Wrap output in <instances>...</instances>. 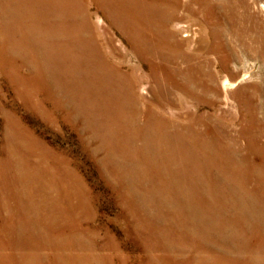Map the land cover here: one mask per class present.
<instances>
[{"label": "rangeland", "instance_id": "374dc122", "mask_svg": "<svg viewBox=\"0 0 264 264\" xmlns=\"http://www.w3.org/2000/svg\"><path fill=\"white\" fill-rule=\"evenodd\" d=\"M58 1L77 10L62 14L42 0H0V45L9 35L31 60L38 49L68 50L42 56L50 67L39 77L18 66L15 78L23 86L0 68V264H20L29 255L31 264H264V181L254 184L243 162L249 97L260 107L259 119L264 116V0H208L209 8L179 0L180 9L169 8L179 18L177 48L158 40L161 27L153 31L134 17L122 31L105 18L97 35H88L79 16H102L104 8L95 0ZM141 1L128 0V7ZM114 8L115 15L127 10ZM133 32L138 55L128 39ZM76 39V51L91 54L96 45L93 51L116 72L93 79L94 87L84 71L82 81L70 76ZM58 71L67 73L63 90L52 84ZM130 76L144 89L137 90L143 101L131 104L126 96ZM85 83L93 89L82 88ZM216 84L217 94L210 91ZM105 93L112 100L99 101ZM87 95L95 101H85ZM161 98L168 106L159 128L150 111H158ZM161 230L171 232L174 247H156Z\"/></svg>", "mask_w": 264, "mask_h": 264}, {"label": "bare ground", "instance_id": "6f19581e", "mask_svg": "<svg viewBox=\"0 0 264 264\" xmlns=\"http://www.w3.org/2000/svg\"><path fill=\"white\" fill-rule=\"evenodd\" d=\"M41 1V0H40ZM80 1V0H79ZM91 1V0H90ZM145 0H142L141 2H138L137 5H133V6H130L128 7V0H95L94 1V4L95 5H98V7H103L104 8V11H105V15H102V16H99L98 14H90L89 12H83L81 13V15L79 16L82 21L84 22V25H83V28H85L86 32L88 33V35H91L92 32H94L96 30V25H99V24H103V21H105V18L106 19H110L114 22H116L115 25H120V31H122L123 27H125L127 24H129L130 20L132 17L133 18V22L136 23V22H140V21H145L146 22V25L145 27L146 28H150L151 30H155V28H160V30H157L155 32H158V40H160L162 42V44L164 43H167V45H170L171 47H179L182 45L181 42L178 41L177 39V35L180 33L179 30H180V26H178V23H179V18L178 16H176L177 14L173 13L172 11H169V8L171 9H180V2L179 0H150L151 2H147L146 0V5H145ZM207 1L208 0H194V2L196 4H199V5H205V7L209 8L210 6H207ZM47 2L48 3V6L50 8L52 7H60V10H59V13H66L67 11H72L74 9L77 10V6L74 5V6H69V8L67 7V3L63 2L61 3L60 1L58 0H42V4ZM53 2V3H52ZM137 2V1H136ZM74 3V2H73ZM84 3V2H83ZM89 4V3H88ZM92 4V3H91ZM212 4V3H211ZM25 5V4H24ZM103 5V6H102ZM116 5H118L119 7H122V6H125L127 8L124 9V11H120L118 13V15H115V8ZM87 6V5H86ZM90 6V5H89ZM114 6V7H113ZM171 6V7H170ZM183 6V4H182ZM212 6V5H211ZM146 7V8H145ZM29 8V7H27ZM45 8V7H44ZM7 9V8H6ZM41 9V8H39ZM106 9V10H105ZM115 9V10H114ZM183 9V8H182ZM216 9V8H215ZM75 10V11H76ZM80 10V8H79ZM85 10V9H84ZM48 11V10H47ZM81 11V10H80ZM174 11V10H173ZM56 12V11H55ZM74 12V11H73ZM184 12V11H183ZM182 12V13H183ZM48 13V12H47ZM50 13V12H49ZM92 13V12H91ZM40 14V13H39ZM180 15V14H179ZM40 16V15H39ZM44 16V15H43ZM17 17V16H15ZM61 17V16H60ZM65 17V16H64ZM63 17V18H64ZM181 17V15L179 16ZM25 18V17H24ZM37 18V17H36ZM43 19V18H42ZM181 19V18H180ZM64 20V19H63ZM49 21V20H48ZM60 21V20H59ZM77 22V20H76ZM181 22V21H180ZM27 23V22H26ZM154 23V24H153ZM31 24V23H30ZM140 24V23H139ZM159 24V26H158ZM82 25V24H81ZM143 25V24H142ZM77 26V25H76ZM6 26H3V31L2 33L3 34H8L9 30L6 28H4ZM42 27V26H41ZM57 27V26H56ZM55 27V28H56ZM132 27V26H130ZM134 27V26H133ZM37 28V27H36ZM76 28V27H75ZM106 28V27H105ZM38 29V28H37ZM136 29V28H135ZM56 30V29H55ZM54 30V31H55ZM78 30V29H77ZM125 30V29H124ZM183 30V29H182ZM79 31V30H78ZM83 31V30H82ZM112 31V30H111ZM181 31V30H180ZM52 32V30H51ZM84 32V31H83ZM97 32V31H96ZM125 32V31H124ZM138 32V31H136ZM136 32H133L131 33L132 35L131 36H128V35H124L126 33L123 34V36H128V39H130V43H133V51L136 55H138V51L136 49H138V46H137V42L139 41L136 37ZM149 32V31H148ZM64 33V32H63ZM76 33V32H75ZM82 33V32H81ZM95 33V32H94ZM99 33V32H98ZM106 33V31H105ZM151 33V32H150ZM189 33L191 34V32L187 31L184 29L183 32H181V34H187L185 36L189 37ZM80 35V33H78ZM97 35V33H95ZM113 34V33H112ZM152 34V33H151ZM43 35V34H42ZM100 35V34H99ZM98 35V36H99ZM249 35V34H248ZM47 36V35H46ZM179 36V35H178ZM183 36V35H182ZM16 37V36H15ZM57 37V36H56ZM60 37V36H59ZM78 37V36H77ZM86 37V36H85ZM107 37V36H106ZM111 37V36H110ZM115 37V36H114ZM50 38V37H49ZM58 38V37H57ZM215 38V37H214ZM77 40V39H76ZM190 40V39H189ZM28 41V40H27ZM81 40H77V41H74L71 43V49L75 52H78L76 51L79 50V43L81 44L80 42ZM90 41V40H89ZM15 41L11 38L9 35H5L4 36V43L0 45V68H1V73L4 74L8 80L13 83V84H18L19 86H23L25 84V82L19 80V79H16L15 76H16V71H17V67L19 66H23V67H28V69H35L36 71H38L37 75L36 76H40L41 75V72L39 70H41V68L43 69H46V70H49V67L47 66L46 62H45V58H43L42 56H48V53H58V55H62V54H65L68 50L66 46H62V47H56V49H52V50H48V51H42L40 49H38V52L37 54L33 57L34 60H31V59H28V58H25L23 57V54L21 52V47L18 46L16 44V42L14 43ZM69 42V41H68ZM84 43V42H83ZM82 43V44H83ZM94 42H92L93 44ZM112 43V42H111ZM140 43V42H138ZM160 43V42H159ZM42 44V43H41ZM141 44V43H140ZM160 43V45H162ZM200 44V43H199ZM219 44V43H218ZM46 45V44H45ZM112 45V44H111ZM110 45V47H111ZM121 45V44H120ZM44 46V45H43ZM49 46V45H48ZM98 46V45H97ZM216 46V45H215ZM261 46V45H260ZM263 46V45H262ZM32 44L30 46V48H32ZM45 47V46H44ZM92 47V45H91ZM90 47V48H91ZM46 48V47H45ZM84 48V47H83ZM101 48V47H100ZM168 48V47H167ZM218 48V47H217ZM86 49V48H85ZM103 49V48H102ZM101 49V51H103ZM216 49V48H215ZM47 50V49H46ZM89 50V49H88ZM86 50V51H88ZM93 50H97L96 48V45L94 47L91 48V54H87V60H86V54L85 52H78L76 53L77 55L73 58L70 59V64L69 63L67 65H69V70L67 72H69L70 76H75L77 75V78L79 80L82 81V79H84V77L81 76V73L84 71L85 73V76L87 75V80L88 81H91L93 85V87L97 84V82L93 81V79H100V78H103V76L105 74H112L113 72H116L113 70V68H110L109 65H107V61H105L104 59L102 58H99L96 53L93 51ZM126 49H124L125 51ZM262 50V49H261ZM66 51V52H65ZM72 51V53H73ZM80 51V50H79ZM172 51V50H171ZM190 51V50H189ZM248 51V50H247ZM32 52V51H31ZM65 52V53H64ZM90 52V51H89ZM98 52V50H97ZM100 52V51H99ZM257 52V51H256ZM259 52V51H258ZM71 53V54H72ZM261 53V52H260ZM259 53V54H260ZM263 53V51H262ZM70 54V55H71ZM69 55V54H68ZM67 55V56H68ZM101 55V54H100ZM220 55V54H219ZM218 55V56H219ZM51 56V55H49ZM53 56V55H52ZM103 56V55H102ZM110 56V55H109ZM108 57V56H107ZM15 58L17 59L16 60V63H15ZM49 59H52V58H49ZM142 59L144 60V58L142 57ZM188 59V58H187ZM114 60V59H113ZM51 61V60H50ZM86 61V62H85ZM111 61V60H109ZM174 61H177L176 58H173V62ZM53 62V61H52ZM58 64H59V69L60 70H63L65 69V67L62 65L61 63V60L59 59L58 61ZM82 62H85V63H82ZM113 62V61H112ZM67 63V62H66ZM81 65H83V67L81 68ZM55 69V68H54ZM228 70V69H227ZM44 71V70H43ZM82 71V72H81ZM226 71V70H225ZM47 72V71H46ZM95 72V73H94ZM193 72V71H192ZM45 73V72H44ZM43 73V74H44ZM222 73V72H221ZM67 74V73H66ZM66 74L63 73V76L61 75L60 71H58L57 73L53 74L52 75V84L56 87L59 86V88L61 90L62 89V86L63 84L65 83V81L67 80L66 78ZM133 75V74H132ZM167 75V74H166ZM233 75V74H232ZM68 76V75H67ZM109 76V75H108ZM121 76L120 72H119V77ZM35 78V77H34ZM92 78V79H91ZM117 78V77H116ZM121 78V77H120ZM205 78V76H204ZM209 80L212 81V82H216V83H220V81L218 82L217 81V76H214V74H210L209 73ZM226 78V77H225ZM44 76L42 77V81L44 80ZM86 79V78H85ZM114 79V78H113ZM147 79V78H146ZM174 79V78H173ZM5 80V79H4ZM101 80V79H100ZM110 80V79H109ZM126 80H128V84H127V91L128 93H125L126 96L128 97L129 96V99H130V102L131 104L133 103H138L140 101H143L145 98H143V95L142 94H138L140 91L141 93H145V91H142L144 90L142 87H139V83L136 79H134L133 77H128L126 78ZM200 80V79H199ZM41 81V82H42ZM69 81H72V80H69ZM80 81V82H81ZM116 81H119V78L116 80ZM224 81V80H223ZM227 81V80H226ZM50 82V81H49ZM78 82V81H76ZM84 82V81H83ZM148 82V81H147ZM35 83V82H34ZM70 83H73V85L71 84L70 86L74 88L75 87H79L78 85H76L74 82H70ZM122 83V82H121ZM142 83V82H141ZM145 83V82H144ZM222 83V82H221ZM8 84V83H7ZM195 84V83H194ZM211 84V83H210ZM231 83L229 82V79H228V82H225L223 83V89H226L227 86H229ZM43 85H47V84H43ZM64 85H67V84H64ZM220 85V84H219ZM222 85V84H221ZM37 86V85H36ZM51 86V85H50ZM85 86V87H84ZM233 86V85H232ZM82 88H87L88 87V90H92L93 87L92 86H89L88 84H84L81 86ZM114 87V86H113ZM112 87V88H113ZM73 88V89H74ZM140 88V89H139ZM10 89V87H9ZM27 89V88H26ZM58 89V90H60ZM253 89V88H252ZM99 90V89H98ZM112 90V89H111ZM137 90L139 92H137ZM218 90H219V86L218 84L215 85L214 88H210V91H212L213 93H218ZM15 91V90H14ZM24 91V90H23ZM87 91V90H86ZM225 91V90H224ZM21 93V92H20ZM68 93V92H67ZM97 93V92H96ZM119 93V92H118ZM148 93H151L153 96H154V89L153 87L150 88L149 92ZM191 93V92H190ZM216 93V94H217ZM226 93V92H225ZM232 93V92H231ZM242 93V92H241ZM19 94V93H18ZM24 93H22L23 95ZM37 94V93H36ZM62 94V93H61ZM147 94V93H146ZM14 95V94H13ZM60 95V94H59ZM207 95V94H206ZM26 96V94H25ZM24 96V97H25ZM32 96V95H31ZM30 96V97H31ZM76 96V95H75ZM101 98L102 99H98L99 101L101 102H104V99H110V94L109 93H105V94H100ZM112 96V95H111ZM226 96V95H225ZM63 97V96H62ZM67 97V96H66ZM81 97V96H79ZM85 101L88 100V101H95V98L91 97L90 95L86 96L85 97ZM97 99V97H96ZM117 99H120L119 96L116 97V100ZM125 99V98H124ZM54 100V98H53ZM83 100V99H82ZM112 100V99H110ZM162 98L161 99H158V102H156V104H154L156 106V108L158 109L157 112L155 111H150L152 112L150 115H151V120L154 121V125H156L157 127L161 128L162 125H164V118H162V116H164L163 114V111H161V108L164 109L165 106H168L167 102L164 104V100L162 102ZM109 101V100H107ZM74 102V101H72ZM246 102V101H244ZM51 103V102H50ZM64 103V102H63ZM87 103V102H86ZM247 103V102H246ZM52 104V103H51ZM50 104V105H51ZM64 105V104H63ZM69 105V104H68ZM89 104H87L85 106V108H88ZM153 105V106H154ZM78 107H80L78 104H77ZM92 106V105H90ZM242 106V105H241ZM245 106V104L243 105ZM143 107V106H142ZM246 111H247V115H248V119H249V127L247 129V137H246V150H247V153H248V158L247 159H244L243 162L247 164L248 168H249V171L251 173V175H253L254 177V184L258 183V182H262L264 181V116L262 115L261 119H259L258 117V113L260 112V107H258V105H255L254 104V98L253 97H249L248 98V103L246 104ZM63 108V107H62ZM69 108V107H68ZM84 108V107H83ZM112 108V107H111ZM153 108V107H152ZM167 108V107H166ZM136 109V108H135ZM154 109V108H153ZM60 110V109H59ZM81 110V109H80ZM92 110V109H91ZM58 111V110H57ZM63 111V110H62ZM93 112L95 110H92ZM262 111V110H261ZM68 113V111H67ZM155 113H158L157 115ZM34 114V113H33ZM123 114V113H122ZM66 115V114H65ZM115 115V114H114ZM48 116V115H47ZM101 116V115H100ZM208 116V115H207ZM157 117V118H156ZM79 118V116H78ZM108 119V118H107ZM245 119V118H244ZM16 120V119H15ZM71 120V118H70ZM99 120V119H98ZM75 121V120H74ZM247 123V122H246ZM165 126V125H164ZM28 131V130H27ZM181 132V130H180ZM104 133V132H103ZM191 134V133H190ZM189 134V135H190ZM244 134V133H242ZM10 136V135H9ZM184 137L185 134H181V135H178L177 134V137ZM193 136V135H192ZM190 136V137H192ZM23 137V136H22ZM197 137V136H196ZM181 139V138H180ZM96 141V140H95ZM105 141V140H104ZM193 142H194V138H193ZM126 143V142H124ZM7 144V143H6ZM123 145V144H121ZM172 145V144H171ZM206 146V145H205ZM18 147V146H17ZM219 147V146H218ZM95 148V147H94ZM96 149V148H95ZM100 149V148H99ZM121 150V148H120ZM122 151V150H121ZM125 151V150H123ZM122 151V152H123ZM230 151V150H229ZM221 152V151H220ZM228 152V151H227ZM93 153V152H92ZM234 153V152H233ZM125 154V153H123ZM95 155V154H94ZM125 158V157H124ZM185 158H187V153L185 155ZM125 160V159H123ZM52 161V160H51ZM97 162V161H96ZM105 162V161H104ZM100 163V162H99ZM14 164V163H13ZM118 165V164H117ZM104 166V165H103ZM117 167V166H116ZM198 167V166H197ZM128 170V169H127ZM198 170V169H197ZM127 172V171H126ZM85 173V172H84ZM250 175V176H251ZM104 177V176H103ZM177 177V176H176ZM118 181V180H117ZM180 181V180H179ZM93 182V181H92ZM122 182V181H121ZM253 182V181H252ZM42 184V183H41ZM50 184V183H49ZM28 185V184H27ZM59 187V185H58ZM63 187V186H62ZM262 187V186H261ZM57 188V187H56ZM61 188V187H59ZM102 188V187H101ZM63 189V188H62ZM117 189V188H116ZM112 191V190H111ZM254 191L253 189L249 191L248 193V197H249V201L252 205H255V202H256V197L255 195H253L252 192ZM69 192V191H68ZM67 192V193H68ZM130 192V191H129ZM263 192V197H264V190L262 191ZM71 193V192H70ZM73 194V193H72ZM136 194V193H135ZM64 195V194H63ZM240 195V194H239ZM59 196V195H58ZM67 196V195H66ZM134 196V195H133ZM50 197V196H49ZM69 197V196H68ZM125 197V196H124ZM66 198V197H65ZM72 198V197H71ZM67 199V198H66ZM73 199V198H72ZM71 199V200H72ZM18 200V199H17ZM139 200V199H138ZM242 200V199H241ZM131 202V201H130ZM139 202V201H138ZM258 202V201H257ZM68 203V202H67ZM191 203L193 204V202L191 201ZM201 203V202H200ZM70 204V203H69ZM56 205V204H55ZM130 205V204H129ZM137 205V204H136ZM145 205V204H144ZM194 205V204H193ZM202 205V204H201ZM212 205V204H211ZM234 206V205H233ZM62 207V206H61ZM64 207V206H63ZM236 207V206H235ZM122 208V207H121ZM140 208V207H139ZM2 209V208H1ZM171 209V208H170ZM250 211H248L249 213H251V209L248 208ZM5 210V209H4ZM72 210V209H71ZM121 210V209H120ZM187 210V209H186ZM209 210V209H208ZM45 211V210H44ZM210 211V210H209ZM130 212V211H129ZM128 212V213H129ZM262 212H263V216H264V202H263V206H262ZM201 213V212H200ZM211 213V211H210ZM187 214V213H186ZM178 215V213H177ZM250 215V214H249ZM254 215V214H253ZM47 216V215H46ZM129 216V215H128ZM149 216V215H148ZM27 217V216H26ZM3 218V217H2ZM41 218V217H40ZM126 218V217H125ZM177 218V217H176ZM186 218V217H185ZM191 218V217H190ZM250 218H251V215H250ZM28 219V218H27ZM133 219V218H132ZM154 219V218H153ZM36 220V219H35ZM42 220V219H41ZM40 221V220H39ZM239 221V220H238ZM19 222V221H18ZM26 224H27V221H25ZM24 222V224H25ZM155 222V221H154ZM181 222V221H180ZM196 222V221H195ZM21 223V222H20ZM36 223V221H35ZM41 223V221H40ZM192 223V222H191ZM190 223V224H191ZM8 224V223H7ZM19 224V223H18ZM22 224V223H21ZM133 224V223H132ZM150 224V223H149ZM30 225V224H29ZM42 225V223H41ZM182 225V224H181ZM250 225V224H249ZM19 226V225H18ZM24 226V225H23ZM28 226V225H27ZM150 226V225H149ZM189 226V225H188ZM3 227V226H2ZM1 227V228H2ZM192 227V226H191ZM7 228V227H6ZM37 228V227H36ZM44 228V227H43ZM172 228V226H171ZM179 228V227H178ZM182 228V227H181ZM18 229V228H17ZM128 229V228H127ZM160 229V228H159ZM190 229V228H189ZM15 230V229H14ZM23 230V229H22ZM21 230V231H22ZM131 230V229H130ZM171 230V229H170ZM174 230V229H173ZM128 231V230H127ZM187 231V230H186ZM3 232V231H2ZM139 232V231H138ZM171 232H173L171 230ZM171 232H162L159 231L157 233V236H158V241L162 242L161 245L157 243L156 247L158 249H160V247H163L164 249H170L174 246H172V242H171ZM188 232V231H187ZM1 233V232H0ZM134 233V232H133ZM22 234L23 231H22ZM261 234V233H260ZM263 234V233H262ZM152 235V234H151ZM140 236V235H139ZM154 236V235H153ZM36 237V236H35ZM17 238V237H16ZM41 238V237H40ZM262 238V237H261ZM151 239V238H150ZM153 239V238H152ZM18 240V239H17ZM27 240V239H26ZM31 240V239H30ZM32 240H34L32 238ZM42 240V239H41ZM40 240V241H41ZM174 240V239H173ZM24 241V240H22ZM36 241V240H35ZM28 242V241H27ZM31 242V241H29ZM28 242V243H29ZM25 243V242H24ZM27 243V244H28ZM33 242H31L32 244ZM35 243V242H34ZM38 243V242H37ZM141 243V242H140ZM212 243V242H211ZM42 244V243H41ZM10 245V244H9ZM174 245V244H173ZM29 246V245H28ZM27 246V248L29 249V247ZM144 246V245H143ZM23 247V246H22ZM31 248V247H30ZM26 250V248H25ZM34 250V249H33ZM24 251V250H23ZM165 252V251H164ZM171 252V250H170ZM222 252V251H221ZM25 253V252H24ZM30 253V252H29ZM60 253V252H59ZM18 254V253H17ZM21 255V254H20ZM184 255V254H183ZM14 256V255H13ZM23 257V256H22ZM26 258H23L21 260V263L20 264H31L32 262H30L33 258L29 256H24ZM200 257V256H199ZM14 258V257H13ZM10 259V258H9ZM240 259V258H239ZM253 259V258H252ZM262 259V258H261ZM155 260V259H154ZM163 260V259H162ZM211 260V259H210ZM259 260V259H258ZM17 261V260H16ZM33 261V260H32ZM152 262V261H151ZM214 262V261H213ZM253 262L256 263V264H259L258 262L255 261V259H253ZM221 263V262H219ZM237 263V262H236ZM253 263V264H254ZM6 264V263H5ZM38 264V263H37ZM216 264V263H215ZM263 264V263H262Z\"/></svg>", "mask_w": 264, "mask_h": 264}]
</instances>
